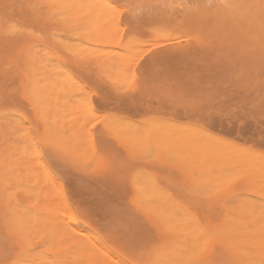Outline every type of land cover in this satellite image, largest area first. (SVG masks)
<instances>
[{
  "label": "rangeland",
  "instance_id": "1",
  "mask_svg": "<svg viewBox=\"0 0 264 264\" xmlns=\"http://www.w3.org/2000/svg\"><path fill=\"white\" fill-rule=\"evenodd\" d=\"M0 264H264V0H0Z\"/></svg>",
  "mask_w": 264,
  "mask_h": 264
},
{
  "label": "bare ground",
  "instance_id": "2",
  "mask_svg": "<svg viewBox=\"0 0 264 264\" xmlns=\"http://www.w3.org/2000/svg\"><path fill=\"white\" fill-rule=\"evenodd\" d=\"M141 183H142V182L139 181L138 185L140 186ZM138 185H137V186H138ZM139 190H140V188H138V191H139ZM43 208H44V207H43ZM50 209H51V208H50ZM42 210H43V209H42ZM46 210H47V208H46ZM46 210H43V211H46ZM47 211H49V212H47ZM47 211H46L47 213H50V212H51V211L49 210V208H48ZM63 211H64V209H63L62 207H59V208H58V212H59V213H61V212H63ZM46 212H45V213H46ZM52 213H53V212H51V214H52ZM49 216L51 217L50 214H49ZM56 216H57V218H59V217H58V216H59L58 214H57ZM167 228H168V227H167ZM173 240H174V239H173ZM174 241H175V240H174ZM170 242H172V241H170ZM173 243H174V242H173ZM184 243H187V242H184ZM184 243H183V244H184ZM168 245L172 246L170 243H169ZM175 245H176V243H175ZM175 245L173 244V246H175ZM168 247H169V246H168ZM176 247H177V246H176ZM182 247H184V245H183ZM171 248H173V247H171ZM179 248H181V246L179 247V245H178V249H179ZM184 248H185V247H184ZM185 249H186V248H185ZM179 250H180V249H179ZM187 250H188V249H187ZM171 251H172V250H171ZM184 251H185V250H184ZM169 252H170V251H169ZM175 252H176V251H174L173 253H175ZM177 252H178V251H177ZM180 253L182 254L183 251L180 250ZM180 253L178 252L177 255H180ZM171 254H172V253H171ZM177 255H176V253H175L174 257L177 256ZM171 256H173V255H171Z\"/></svg>",
  "mask_w": 264,
  "mask_h": 264
}]
</instances>
